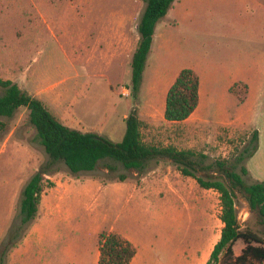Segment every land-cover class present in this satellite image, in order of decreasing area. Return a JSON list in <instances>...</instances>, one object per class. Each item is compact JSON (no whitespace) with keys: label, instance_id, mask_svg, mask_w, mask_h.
<instances>
[{"label":"rangeland","instance_id":"1","mask_svg":"<svg viewBox=\"0 0 264 264\" xmlns=\"http://www.w3.org/2000/svg\"><path fill=\"white\" fill-rule=\"evenodd\" d=\"M145 6L0 0V77L32 94L39 84L53 86L49 107L64 123L116 142L137 108L143 140L192 151L197 175L222 178L206 168L220 160L239 172L249 167V184L264 181V0H176L134 94L131 64ZM184 68L200 76V103L187 120L167 121L164 91ZM0 123V264H98L100 234L111 231L140 249L135 264L206 263L223 227L217 190L202 188L166 157L141 173L105 158L95 170L73 174L64 162L51 163L26 107ZM255 130L259 147L247 157ZM42 169L68 186L50 195L62 210L47 217L39 209L27 231L22 193ZM237 207L242 225L262 233L241 193ZM243 246L239 240L236 251Z\"/></svg>","mask_w":264,"mask_h":264},{"label":"trees","instance_id":"2","mask_svg":"<svg viewBox=\"0 0 264 264\" xmlns=\"http://www.w3.org/2000/svg\"><path fill=\"white\" fill-rule=\"evenodd\" d=\"M176 0H145L138 30L140 39L132 59V88L136 94L152 49L155 29ZM246 86V84H245ZM0 116L11 117L20 107L29 110V122L36 128L37 135L51 159V163L64 162L73 174L95 170L101 160L111 158L121 162L127 169L143 172L148 162L166 157L176 163L185 175L193 176L204 189L217 190L221 195L223 227L221 236L214 245L205 264H264V181L247 183V166L241 171L217 160L206 166L222 175V178L196 174L192 151L174 147H160L146 143L142 137L141 119L137 108L126 118V132L121 142L94 131H82L64 123L48 105L37 96L11 80L0 77ZM201 80L196 70L184 68L180 71L166 96L164 117L167 121L183 122L190 118L200 103ZM243 101V98L241 99ZM1 124V123H0ZM253 146L246 148L247 157H252L259 147V131L252 136ZM242 155L239 159H245ZM47 170L38 171L26 184L21 200L22 225L28 231L37 218L44 193L56 186L49 179ZM241 193L250 210L257 215L263 232L244 227L239 218L237 195ZM17 231L11 239L17 238ZM242 240L244 246L236 255L234 246ZM99 264H130L137 254V247L119 232L100 234ZM1 262L4 256L1 255Z\"/></svg>","mask_w":264,"mask_h":264},{"label":"crops","instance_id":"3","mask_svg":"<svg viewBox=\"0 0 264 264\" xmlns=\"http://www.w3.org/2000/svg\"><path fill=\"white\" fill-rule=\"evenodd\" d=\"M174 7H172V9H173ZM171 9V10H172ZM166 25H167V23L164 21L163 22V20L161 19L159 22H158V24H157V26H156V29H155V34H154V40H153V43H152V49H151V52H152V50H153V48H154V46L158 43V40L160 39V38H163V35H162V31L166 28ZM140 39V38H139ZM139 39H138V41H139ZM138 45V44H137ZM150 52V53H151ZM174 82V81H173ZM172 85V84H171ZM170 85V86H171ZM170 86H168V88L164 91V98H163V109H164V111H165V106H166V96H167V92H168V90H169V88H170ZM39 90L38 91H36V92H34L33 94L32 93H30V94H32V95H34V96H37L38 98H40V99H42L45 103H47V105H48V107L49 106H51L52 104H50L49 103V101L48 100H50V98H51V96H52V91L51 90H53V89H55L53 86H48L47 88H43L42 89V85L41 84H39ZM22 88V87H21ZM23 89V88H22ZM52 107V106H51ZM70 110H72V105H71V103H70ZM68 123V122H67ZM68 125V124H67ZM70 126V125H69ZM248 169H249V171H250V173L252 174V171L250 170V168L248 167ZM253 176V175H252ZM255 180L257 181V180H260V179H256L255 178ZM56 183V186L55 187H53L52 189H49V191L48 192H45L44 193V195H43V198H42V202H41V204H40V207H39V209L40 210H42V209H47V212L46 213H48V215H47V217L49 216V215H52V214H57V213H59L61 210H62V205H61V203L59 202V201H57V200H55V198H52V197H50V195L52 194V193H54L55 191H62L63 192V190L65 191L66 190V186H68V185H66V186H64V184L62 185V187H60L59 186V183L58 182H55ZM47 193H48V195H47ZM39 225L36 223L35 225H34V227H33V232H35L36 231V227H38ZM123 235V234H122ZM127 239H129L131 242H133L128 236H126V235H124ZM134 243V242H133ZM134 245H135V243H134ZM136 246V245H135ZM234 249H235V246H234ZM241 251H242V248H241ZM139 252H140V249L137 247V254H136V256L133 258V260H132V262L130 263V264H135V262H136V260H137V256H138V254H139ZM235 253H236V255H239L241 252H238V251H236V249H235ZM99 255H100V252H99V249H98V252H97V256H96V260H95V262L97 261L98 262V264H99Z\"/></svg>","mask_w":264,"mask_h":264}]
</instances>
